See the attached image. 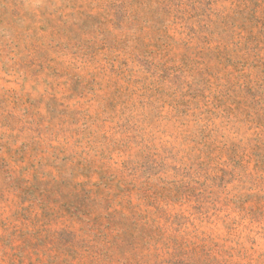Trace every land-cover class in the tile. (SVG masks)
Instances as JSON below:
<instances>
[{"label": "rangeland", "instance_id": "rangeland-1", "mask_svg": "<svg viewBox=\"0 0 264 264\" xmlns=\"http://www.w3.org/2000/svg\"><path fill=\"white\" fill-rule=\"evenodd\" d=\"M0 264H264V0H0Z\"/></svg>", "mask_w": 264, "mask_h": 264}]
</instances>
